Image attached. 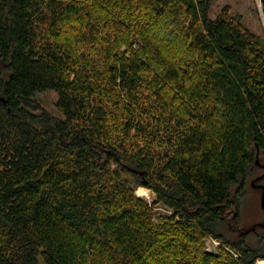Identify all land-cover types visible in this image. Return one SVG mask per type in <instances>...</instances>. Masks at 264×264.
<instances>
[{"label": "trees", "instance_id": "trees-1", "mask_svg": "<svg viewBox=\"0 0 264 264\" xmlns=\"http://www.w3.org/2000/svg\"><path fill=\"white\" fill-rule=\"evenodd\" d=\"M216 1L0 0V264L264 260V43Z\"/></svg>", "mask_w": 264, "mask_h": 264}, {"label": "rangeland", "instance_id": "rangeland-1", "mask_svg": "<svg viewBox=\"0 0 264 264\" xmlns=\"http://www.w3.org/2000/svg\"><path fill=\"white\" fill-rule=\"evenodd\" d=\"M258 2L259 0H217L212 5L210 15L213 18H217L225 7H229L231 15L236 20H239L244 27H248L253 33L258 35L264 43V16L260 11ZM37 98L44 107L53 112H57L55 108L57 94L55 91L47 90L41 92L37 95ZM137 194L149 202H153L156 199L155 194L147 188H138ZM157 212L165 213L170 211L163 205H158L156 208ZM263 217L264 211L261 207V191L249 187L243 203L242 224L249 226L262 221ZM219 245L220 241L214 238L208 237L205 240L207 250L216 251ZM259 260H257L256 264H258Z\"/></svg>", "mask_w": 264, "mask_h": 264}, {"label": "water", "instance_id": "water-1", "mask_svg": "<svg viewBox=\"0 0 264 264\" xmlns=\"http://www.w3.org/2000/svg\"><path fill=\"white\" fill-rule=\"evenodd\" d=\"M258 5H259V8H260V11H261L262 15L264 16L261 0H259ZM261 177H264V175L261 176ZM263 189H264V187H263ZM261 205L264 208V191H263V194H262Z\"/></svg>", "mask_w": 264, "mask_h": 264}, {"label": "bare ground", "instance_id": "bare-ground-1", "mask_svg": "<svg viewBox=\"0 0 264 264\" xmlns=\"http://www.w3.org/2000/svg\"><path fill=\"white\" fill-rule=\"evenodd\" d=\"M258 264H264V260L262 259V260H259L258 261Z\"/></svg>", "mask_w": 264, "mask_h": 264}]
</instances>
